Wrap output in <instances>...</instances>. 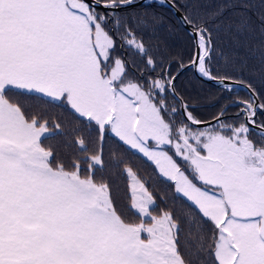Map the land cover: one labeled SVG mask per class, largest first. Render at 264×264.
Wrapping results in <instances>:
<instances>
[{
  "label": "snow or ice",
  "instance_id": "snow-or-ice-1",
  "mask_svg": "<svg viewBox=\"0 0 264 264\" xmlns=\"http://www.w3.org/2000/svg\"><path fill=\"white\" fill-rule=\"evenodd\" d=\"M136 3L0 0V264H264V134L258 144L249 127L264 129L254 119L264 103L253 92L233 101L240 123L223 121L222 109L214 124L196 128L204 122L182 103L185 119L177 120L166 103L175 77L165 70L143 79L156 65L138 38L151 21L128 13ZM182 7L194 17L185 16L195 46L189 63L202 78L226 92L244 84L213 70L215 54L246 69L241 48L264 67V0H217L207 12L198 0ZM118 47L145 61L131 65L139 75L129 74ZM10 94L66 104L95 126L100 150L56 162L42 144L48 121ZM107 134L190 202L196 215L184 221L183 243L180 221L169 210L155 214V197L130 167L129 211L138 222L115 207L109 184L95 176ZM77 144L87 151L82 139Z\"/></svg>",
  "mask_w": 264,
  "mask_h": 264
},
{
  "label": "trees",
  "instance_id": "trees-1",
  "mask_svg": "<svg viewBox=\"0 0 264 264\" xmlns=\"http://www.w3.org/2000/svg\"><path fill=\"white\" fill-rule=\"evenodd\" d=\"M193 19L190 13L182 5L188 0H166ZM217 0H198V7L202 12L211 11ZM130 15L143 13L151 22L147 27H142L138 31V38L148 50L156 65V72H145L143 79L148 76H156L168 70L170 75L179 71L181 63L186 65L190 62L195 51L194 39L187 32L180 22L176 12L160 2L147 1L144 4L136 5L134 9H129ZM155 16L156 19L151 18ZM192 29L193 25L190 24ZM239 54L247 58V68L243 71L227 66L219 54L214 55L213 70L223 75L228 72L236 78H242L244 84L233 87L231 92L223 91L212 81L202 78L196 67L187 68L175 81V89L183 101L194 107L188 110L199 120H210L216 117L223 108L227 107L225 117L222 119L228 123H240L237 113L240 111L238 106H230L237 99L247 100L254 92L258 103H264V67L260 62L243 48L239 49ZM116 55L124 58L129 64V74L132 75L135 69L144 68L145 61L131 51L118 47ZM139 75V72H135ZM248 85L251 87L249 88ZM10 98L19 101L26 112L32 116L48 121L50 133L42 139V144L50 148L55 156L56 162L69 164L73 161L86 160L96 154L101 148L98 132L94 125L89 126L86 121L78 119L73 111L59 103L53 104L45 102L44 99H37L35 96H13ZM169 108L178 109L177 120L185 119L182 108L178 100L171 94L166 100ZM257 125H264V110H258L254 118ZM60 125L59 129L56 125ZM193 128H196L192 126ZM250 127V125H249ZM250 138L254 142L260 143L258 133L251 127ZM264 130V129H261ZM84 141L87 151H82L77 141ZM87 169L86 164L81 165ZM126 167H130L137 174L151 191L156 200L155 214H159L161 209L169 210L175 218L180 221L184 232H182V243L184 234L188 231L184 221L186 218H195V211L190 202L183 197H177L171 182L164 180L155 169V166L148 161L142 154L129 149L118 141L111 134H107L103 141V167L97 168L95 176L97 180H103L110 186V193L115 207L120 211L124 218L131 222H138V217L129 211V181L125 174ZM87 174L85 171L82 173Z\"/></svg>",
  "mask_w": 264,
  "mask_h": 264
},
{
  "label": "water",
  "instance_id": "water-1",
  "mask_svg": "<svg viewBox=\"0 0 264 264\" xmlns=\"http://www.w3.org/2000/svg\"><path fill=\"white\" fill-rule=\"evenodd\" d=\"M147 1H156V2H160V3L164 4L165 6H167L169 9L171 8L174 12L177 13L180 22L183 24V26H184V28L187 30V32H188L189 34L192 33L193 29H192L190 23H186V22H185V15L183 14V12L179 11L175 6H173V4H172L171 2H168V1H166V0H137L136 5L144 4V3H146ZM191 67H194V66H192L190 63H188V64L184 65V67H183L182 70H181V68H179V71H177V72L173 75V76L175 77V80H174V89H175V83H176L175 81L177 80V78H178L182 73H184V71H185L187 68H191ZM174 97L178 100V102L180 103V105L183 103V104H186V105L188 106V108H189V107H194V106H191L190 104L185 103V102L183 101V99L179 96V94L176 92V89H175V96H174ZM230 106H234L233 103L230 104ZM227 108H228V106L225 107V108H223V109H225V111H226ZM182 111H183V110H182ZM225 116H226V115H224L223 117H221V119L224 118ZM203 122H204V123L201 124V125H199V126H195V125H193V126H194V127H206L207 125H210V124H214V123H215L214 119H210V120H208V121H203ZM251 128H252L256 133H258V135H262V134H264V130H258L256 126L251 125Z\"/></svg>",
  "mask_w": 264,
  "mask_h": 264
},
{
  "label": "rangeland",
  "instance_id": "rangeland-1",
  "mask_svg": "<svg viewBox=\"0 0 264 264\" xmlns=\"http://www.w3.org/2000/svg\"><path fill=\"white\" fill-rule=\"evenodd\" d=\"M61 106H63L64 107V105L66 106V107H68L66 104H60ZM69 108V107H68ZM204 121H206L205 119H204ZM49 133H50V130H49ZM49 133H47L46 134V137H47V135H49ZM45 137H42V139H44ZM130 182V181H129ZM143 182V181H142Z\"/></svg>",
  "mask_w": 264,
  "mask_h": 264
}]
</instances>
